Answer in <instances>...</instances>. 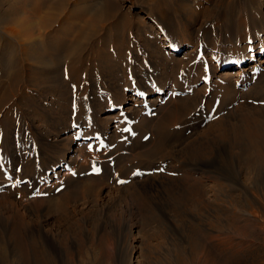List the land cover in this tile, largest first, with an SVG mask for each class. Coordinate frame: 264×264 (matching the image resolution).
<instances>
[{
  "label": "bare ground",
  "instance_id": "1",
  "mask_svg": "<svg viewBox=\"0 0 264 264\" xmlns=\"http://www.w3.org/2000/svg\"><path fill=\"white\" fill-rule=\"evenodd\" d=\"M29 1L31 3L43 1L45 4L50 2L52 6L38 14L39 19L36 20L31 14L27 0H0V61H5L1 51L8 44L9 59H6L9 65L16 66V63L19 65V72L13 74L14 83L9 92L13 94L24 80L33 91L44 89L54 98L56 91L51 85H44L46 78H49L46 74L50 72L51 64L40 49L41 33L53 21L70 17L71 13L83 12L85 20L80 28V40L77 45L85 47L94 37L107 31L106 29L115 23L114 19L137 16L136 21L143 37V44L152 52L151 59L159 58L161 63L166 65L165 62L171 56L169 47L172 51H179L183 42H169L168 49L164 50L160 48L162 40L171 41L179 34L178 30L185 29L191 22L195 23L199 17L194 8L203 10V6L209 2L208 0ZM231 2L232 0H229L226 3L225 12L221 14L226 19L231 14L229 10ZM232 7L236 9L231 14L232 18L234 16L233 23L236 26H232L235 29L232 34L234 39L230 49H223L220 52L222 56L232 57L226 56L220 61L219 67L223 69H216L217 64L206 63V70L202 74L211 82V86L208 87L206 84L203 92L199 93L201 98H206V89L211 88L209 95L221 94L219 95L221 99L222 95L227 93L233 92L230 96L233 94L236 96L242 91L238 99L243 100L247 93L244 91L250 86L249 91H253L256 87L261 89L259 84H254L255 80H261L260 85L262 84L264 89V65H262L264 63V0H236ZM185 9L192 11L194 9L196 14L191 16L185 12ZM253 9L255 15L252 14ZM173 20L182 22L185 20L186 23L183 22L181 26L183 28L178 29L177 24H173ZM158 29L162 31V35H157ZM186 38L191 39L189 35H186ZM194 49L189 51L193 54L197 51ZM262 54L263 56L258 59L257 56ZM193 55L198 54L196 52ZM235 60L241 67H238L236 74H232L231 70L225 68ZM166 76L164 75L163 78ZM164 80L160 89L165 87ZM42 82L44 84L39 85ZM263 89L261 90L264 91ZM156 98H141V110L147 109L151 113V108H155V112L159 111L161 106L159 98ZM254 98L259 97L254 96ZM262 98L264 99V94ZM252 101L237 104L239 105L237 107L233 106L234 108H230L233 109L232 113L225 110L231 115L229 116V113L222 115L218 120L207 124L206 128L203 126L204 128L200 129L197 125L188 127L182 136L176 138L177 145L173 146L175 153L166 159L169 166L162 171L166 174L144 176L143 172H140L142 175L133 177L128 184L119 187L112 186L106 180L95 176L84 159L85 146L95 145L111 134L102 133L100 137L86 145L78 144L70 147L69 150L60 151L64 156L59 161L62 163L61 169L54 168L51 172L46 169L43 177L36 181L32 193L16 198L13 193H7L8 191L0 192V264H59V257L55 254L62 250H66L65 257L68 264H77V256L83 251L92 253V257L86 252L87 258L85 261L81 260L82 264H156L165 263L163 259L168 264L243 263L247 259L251 245L264 235V221L259 215L260 203L264 199V105H255ZM230 103L233 104L231 101ZM138 107L132 104L122 108L121 111L128 118L139 121L140 126L146 121L147 116L140 117ZM155 112L152 113L156 114ZM153 114L150 117H153ZM205 114L208 113L203 112L202 116ZM55 115L61 116V113L55 111ZM112 117L114 116L106 115L103 117V122L108 123ZM122 119L120 117L118 121L116 120V124L112 126L113 132L120 126L124 128ZM51 134L48 131L45 135L48 140L43 141L49 147H54L55 143H58V146L65 142L70 143V137L51 139ZM217 137L224 138L222 140L230 145L229 159L234 170L232 174L225 171V167L210 168L207 159L201 155V150L210 146L208 142ZM170 138L166 136L164 143L161 141L164 146L171 147ZM160 144L158 143L157 146ZM104 152L105 150L97 152L103 161L108 153L113 157L118 153L116 150H110L106 154ZM175 156L177 159H174ZM59 188L62 190L60 191ZM247 204L250 207L247 208ZM111 211L117 223L124 227L122 244L120 249L119 245L117 248L120 251V255H117L118 259L115 257V239L107 231L109 229H102L96 220L99 216L110 214ZM205 213L211 216H205ZM90 216L94 217L90 218ZM110 228L114 229V226ZM248 237L254 238L256 242ZM70 242L75 244L74 254H70L67 250L72 244ZM194 255H198L195 261H193Z\"/></svg>",
  "mask_w": 264,
  "mask_h": 264
},
{
  "label": "rangeland",
  "instance_id": "2",
  "mask_svg": "<svg viewBox=\"0 0 264 264\" xmlns=\"http://www.w3.org/2000/svg\"><path fill=\"white\" fill-rule=\"evenodd\" d=\"M208 1L203 6V10L194 8L199 17L195 23L189 22L188 27L178 30L179 34L171 41L170 39L162 40L160 48L164 50L168 49L169 42H183V46L179 51H172L169 47L171 56L165 62L166 65L162 64L159 58L152 57L151 59L152 52L148 46L143 44V37L136 21L137 16L131 15L121 17L118 20L114 19L115 23L108 27L107 31L94 37V40L92 39L91 43L85 47L77 45L80 40V28L85 20L83 12L71 13L70 17L53 21L41 33L40 49L51 64V70L46 74L49 78H46L45 84L42 82L39 85H51L53 90L56 91V95L53 93L55 98L44 89L33 91L24 80L13 94L9 92L14 83L13 74L19 72V65L17 63L16 66L15 64L9 65L6 58L9 59L10 49L6 44L1 51V54L5 56V61H0V173L2 172L0 192L8 191L7 193H13L16 198L32 193L36 181L43 177V172L46 169H49L50 172L54 168L61 169L62 163H59V161L64 156L60 151L69 150L70 147L78 144L80 146L86 145L93 139L100 137L102 133L111 135L107 137L108 139L104 138L97 144L91 145V150L88 148L89 146L83 148L86 164L93 171L92 173L100 177L101 180H106L110 185L119 187L128 184L133 177L142 175L140 172H143L144 176L156 173L166 174L162 172L168 169L169 166L166 159L175 153L173 146L177 145L176 138L182 136L188 127L192 128L197 125V128H206L222 115H227L226 113L230 111L232 113L233 109L230 110V108H234L235 105L237 107L239 106L237 104L240 103L250 102L252 99L255 105H264V99L262 98L264 91L261 90L263 89V85H260L261 80L254 81V84H259L261 89L259 90L256 87L253 91H249L250 86L244 91V93L246 91L247 93L243 100L238 99L242 95V91H239L237 97L235 94L230 96L233 93L231 92L225 94L226 96L222 95L221 99L219 97L221 94L209 95L212 91L211 88L206 89V98L200 97L199 93L203 92L206 84L208 87L211 86V82L206 80L205 75L202 74L206 70V65L210 62L213 65L217 64L215 65L216 69H220V61L226 56L232 57L231 55L222 56L220 52L223 49H230L234 39L232 34L235 31L232 26L236 27L233 23L234 16L231 17V14L236 10L232 7L236 0H232L230 3L231 9L229 8V10H231V14L227 19L221 14L225 12L226 3L229 0ZM27 5L31 10V14L37 20L39 19L37 15L46 10L47 7L52 6V3L45 4L43 1L31 3L27 0ZM194 9L193 11L192 9H185V12L192 16L196 14ZM252 14L255 15L254 9ZM183 22L173 20V24H177L178 29L183 28L181 27ZM158 30L157 35H160L162 31ZM186 35H189L191 39L187 40ZM77 47L79 49H76ZM192 48H195L194 51L197 50L198 55H193L196 52L192 54L189 51ZM261 56L263 54L257 56V58L259 59ZM238 67L241 66L235 60L225 69L231 70L232 74H236ZM164 75L167 76L163 78ZM163 80L165 87L160 89ZM142 90L145 92H142ZM143 93H145V96H143ZM253 95L259 98L256 99ZM145 97L150 99L159 98V105L161 106L159 111L155 112V108H151V113L147 109L142 108L141 110L140 101ZM134 101L137 103H134ZM132 104L139 106L140 117L147 116L146 121L140 126L139 121L122 114V108H127ZM47 108L50 110L47 111ZM55 111L61 113L62 117L55 115ZM203 112L208 113L205 114L208 117L202 116ZM151 114H153V117H150ZM106 115L114 117L110 118L109 122L105 124L103 117ZM120 117L123 118L122 122L125 126L124 128L120 126L118 130L113 132L112 126L116 124V120ZM126 128L131 131H124ZM48 131L52 133L51 139H59L64 136L66 138L70 137V143L65 142L59 146L58 143H55L54 147H49L44 143ZM166 136L171 137V147L163 145ZM222 139L217 137L209 141L208 144L211 148H209L210 146L203 148L201 155L207 159L210 168L225 167L224 170L232 174L234 170L229 159L230 145ZM158 143L160 146H157ZM98 150H105V154L110 150H116L119 154L117 153V156L113 157L108 153L107 156H104L105 160L103 161L97 155ZM68 152L65 153L71 155ZM155 152L159 154L156 155ZM174 159H177V157L175 156ZM109 162L110 164H108ZM94 167L100 171H94ZM134 173L138 174L134 175ZM121 180L125 182L120 183ZM59 190L62 189L59 188ZM248 206L247 204L246 207L248 208ZM259 211V215L264 221V199L261 200ZM111 213L112 211L108 215L106 213V215L99 216L100 218L98 217L96 220H98L97 222L100 223L102 229H109L107 231L115 239V257L118 259L124 227H122V224L117 223L118 221L113 218ZM205 216L211 215L205 213ZM93 217L90 216V218ZM113 226L115 231L110 228ZM115 226L120 228H115ZM248 238L256 242L254 238ZM70 243L72 244L67 250L70 254H74L75 244L74 242ZM118 245L119 249H117ZM252 245L249 248L247 259L240 264H264V235ZM65 251L62 250L55 254L59 257V264H68ZM86 252L88 253V251L79 253L76 260L77 264H82L81 260L85 261L87 258ZM91 254L88 256L92 257ZM198 255L193 256V261L197 259ZM162 261L165 263L156 264H168L166 260L163 259Z\"/></svg>",
  "mask_w": 264,
  "mask_h": 264
},
{
  "label": "snow or ice",
  "instance_id": "3",
  "mask_svg": "<svg viewBox=\"0 0 264 264\" xmlns=\"http://www.w3.org/2000/svg\"><path fill=\"white\" fill-rule=\"evenodd\" d=\"M124 131H131V130L126 128V129H124ZM89 148L91 149V145H89ZM93 170L96 171V172H99L100 171L98 168H95V167L93 168ZM136 174H138V173H134V175H136ZM119 182L120 183H124L125 181H122L121 180Z\"/></svg>",
  "mask_w": 264,
  "mask_h": 264
}]
</instances>
